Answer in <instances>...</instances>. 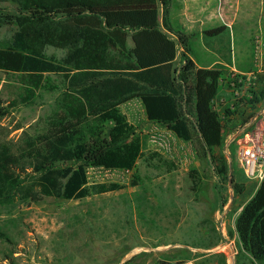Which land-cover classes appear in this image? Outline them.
I'll return each instance as SVG.
<instances>
[{
	"label": "trees",
	"instance_id": "trees-1",
	"mask_svg": "<svg viewBox=\"0 0 264 264\" xmlns=\"http://www.w3.org/2000/svg\"><path fill=\"white\" fill-rule=\"evenodd\" d=\"M170 6L171 0H0V27H14L0 39V70L17 76L20 89L9 105L0 100V117L33 103L42 91L57 92L41 131L0 143V204L16 197L81 199L121 188L90 183L86 167L135 168L144 140L121 109L134 98L149 121L198 144L204 155L224 145L236 110L227 108L222 122L212 108L222 69L197 67L185 54L186 38L171 26ZM222 28L205 32L214 36ZM178 44L184 61L179 69L173 64ZM47 47L63 55L49 54ZM225 62L231 64L230 54ZM263 99L264 84L244 98L251 107ZM147 158H157L167 171L176 167L157 151ZM220 162L215 172L225 180L224 153ZM189 176L198 184L197 170ZM137 181L135 174L133 185ZM135 198L138 209L147 201L145 194ZM234 231L242 252L264 259V177L237 214ZM0 239L10 241L1 229Z\"/></svg>",
	"mask_w": 264,
	"mask_h": 264
},
{
	"label": "rangeland",
	"instance_id": "rangeland-1",
	"mask_svg": "<svg viewBox=\"0 0 264 264\" xmlns=\"http://www.w3.org/2000/svg\"><path fill=\"white\" fill-rule=\"evenodd\" d=\"M171 2L172 18L184 25L187 18L182 15V1ZM211 3L209 12L202 9L201 1L193 4L195 9L190 7L191 16L198 21L189 24L187 32L180 31L187 42L185 54L197 67L198 63L208 65L216 56L225 60L229 54L236 62L240 57L249 61L253 42L257 39L264 42V0H212ZM211 12L213 15H209ZM211 16L218 21L208 20ZM223 18L228 25H223ZM215 28L222 29L214 36L205 32ZM13 30L14 27L1 26L0 39L9 38ZM206 39L210 40L208 47ZM46 51L63 55L62 50L52 47ZM182 52L173 63L178 69L184 65ZM255 57L253 68H249L253 73H242L223 64L212 66L222 69L220 87L225 86L227 95V100L219 104V99H213L212 108L222 122L227 108L236 110L224 131V145L215 148L213 155H204L196 149L198 144L191 141L186 155L177 158L172 149L166 156L157 145H151L148 123L138 117L136 121L130 119L144 140V155L135 168L124 171L86 167L90 183L114 182L121 188L81 199L42 196L32 201L16 197L0 204V229L10 239L9 242L0 239V264H264V259L257 261L241 251L234 231L235 218L258 182L247 179L237 166L234 143L224 153L228 136L255 112L264 109V99L255 109L244 100L251 97L252 89L264 84V46L261 59L259 52ZM53 78L58 79L56 75ZM19 90L18 77L0 70L2 104L9 105ZM220 92L219 88L217 94ZM56 95V91H42L33 103L10 108L0 117V143L18 142L23 132L35 135L41 131L45 117L54 108ZM260 125H264V119L258 123L254 120L246 129L247 138L264 140ZM172 145L176 149L180 143L177 140ZM149 151L160 152L174 162L175 169L167 171L157 158L148 159ZM223 153L229 156L225 180L215 172ZM193 169L198 172V184L189 176ZM135 174L138 181L133 185ZM138 193L147 197L139 209L135 198ZM231 241V247L226 245ZM222 246L226 247L222 249ZM8 253L12 256L6 258Z\"/></svg>",
	"mask_w": 264,
	"mask_h": 264
},
{
	"label": "crops",
	"instance_id": "crops-1",
	"mask_svg": "<svg viewBox=\"0 0 264 264\" xmlns=\"http://www.w3.org/2000/svg\"><path fill=\"white\" fill-rule=\"evenodd\" d=\"M182 1V5H181V8H182V11H183V9H184V12H182L183 14L182 15H184V16H186V18H187V20H185V22H184V25L182 24V26H180L181 25V23H177V22H175V20L172 18V16H173V7H172V2H171V6H170V23H171V26L173 27V29L174 30H176V31H186L187 32V30L189 29V24H191V23H193V22H197L198 21V18H195V17H193V16H191V14H190V7H193L194 9H195V6L193 5V4H195L196 2L198 3L199 1H201V7H202V9L203 10H206V9H208L207 11L209 12L210 11V5L212 4L211 3V1L212 0H196V1H194V0H181ZM194 2V3H193ZM190 3H191V5H190ZM198 8H199V6H198ZM214 8V7H213ZM180 12V13H181ZM213 15V13L211 12V13H209V15ZM193 19H196V21H194ZM213 19H215V18H212V16L211 17H208V20H213ZM160 20H161V18H160ZM216 20V19H215ZM216 21H218V20H216ZM219 22H221V20H219ZM222 23H223V25H228V23L225 21V19L223 18L222 19ZM173 38H176V36L173 34V33H169ZM252 41V40H251ZM263 46H264V42H263V40L261 39V40H259V39H257L256 40V43L255 42H253V46L251 45V49H252V52L250 53V56H249V61H247V60H244V59H242L241 57V59L239 58V60L240 61H238V62H236L235 61V59L233 58L232 60H231V64L229 65V64H227L226 62H225V60L224 59H222V58H220V57H218V56H216L208 65H204V64H201V63H198V66L199 67H212L213 65H215V64H223V65H225V66H227V67H229V68H232V69H236V70H238L239 72H242V73H246V72H249V73H253L254 71L253 70H249V68H253V58L254 59H256V57L255 56H257L258 57V52H259V58L261 59V53H262V50H263ZM210 52H212L211 51V47H209V49H208ZM180 51H183V48H182V46H180L179 44L177 45V54H176V58L178 57V54L180 53ZM233 55V54H232ZM175 58V59H176ZM257 67V66H256ZM258 71V70H257ZM261 74V73H260ZM220 89H221V92H220V94L218 95H216V97L214 98L215 100H217V99H219L217 102H218V104L219 103H221L220 101H226L227 100V95H226V89H225V86H223V85H221V87H220ZM259 103V102H258ZM257 103V104H258ZM256 104V105H257ZM124 106V107H123ZM123 106H121V109H122V111L124 112V114L127 116V119H128V121L130 122V119L132 120V119H134L135 121L137 120V117L138 118H142V119H144L148 124V126H150L149 128H148V130L150 131V134H149V140L151 139V138H157L158 140H159V142H158V144L160 143V144H162L161 146L160 145H157V147H158V149H159V151L162 153V154H164V155H168V154H170V151L173 149V151H174V155L177 157V158H179V157H182L183 155H186V153L188 152L187 150H189V147H187V146H190L192 143H191V141L190 140H182V139H180V138H178V137H176L171 131H169V130H167L164 126H162V125H160L159 123H156V122H152V121H149L147 118H146V115H145V111H144V107H143V104H142V102L140 101V99H138V98H134V99H131V100H129V101H127V102H125V104L123 105ZM133 106H135L136 107V109H137V111H135V109H134V107ZM256 108V106L254 107V109ZM254 109H253V111H254ZM264 119V109L263 110H259V111H257V112H255V114H254V116L250 119V120H248L247 122H244L245 124H240L239 126H238V128L236 129V131L238 130V129H240V127L241 126H243V125H246V124H248V127L251 125V123L252 122H254V120H257V123H258V121H261V120H263ZM259 127V129H260V131H264V125H260V126H258ZM228 128V127H227ZM226 128V129H227ZM247 129V128H246ZM233 133H231L229 136H228V138L227 139H229V137L232 135ZM178 140V142L180 143V146H179V148H174L173 147V145H172V143L173 142H175V141H177ZM181 141V142H180ZM226 141V144H227V140H225ZM151 142V141H150ZM152 144L151 145H154V143L153 142H151ZM226 144H225V146H226ZM182 145V146H181ZM173 147V148H172ZM184 147H185V149H184ZM187 147V148H186ZM181 148H183V150H181ZM180 159H182V158H180ZM237 163V162H236ZM237 166L239 167V165L237 164ZM248 184H249V182H247ZM258 185H259V182L257 183V187H258ZM256 187V188H257Z\"/></svg>",
	"mask_w": 264,
	"mask_h": 264
},
{
	"label": "built area",
	"instance_id": "built-area-1",
	"mask_svg": "<svg viewBox=\"0 0 264 264\" xmlns=\"http://www.w3.org/2000/svg\"><path fill=\"white\" fill-rule=\"evenodd\" d=\"M247 127L248 124L241 126L240 129L235 131L229 137L224 153H228V145L234 143V158L242 173L247 179L260 182L264 177V140L256 141L254 139L247 138ZM150 141L155 145H162L160 143L158 144L159 140L157 138L153 137ZM225 156L227 159L229 158L228 154H225ZM232 243V241L227 242L226 245L231 247ZM224 247L226 246H222V249ZM223 252L224 254L227 253L225 250H223Z\"/></svg>",
	"mask_w": 264,
	"mask_h": 264
}]
</instances>
